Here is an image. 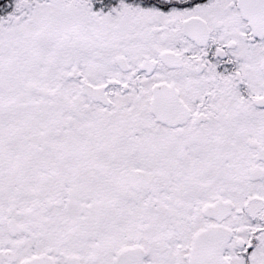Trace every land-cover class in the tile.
I'll return each mask as SVG.
<instances>
[{
  "label": "snow or ice",
  "instance_id": "6c2138e0",
  "mask_svg": "<svg viewBox=\"0 0 264 264\" xmlns=\"http://www.w3.org/2000/svg\"><path fill=\"white\" fill-rule=\"evenodd\" d=\"M0 264H264V0H0Z\"/></svg>",
  "mask_w": 264,
  "mask_h": 264
}]
</instances>
